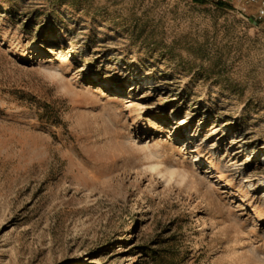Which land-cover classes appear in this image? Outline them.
Masks as SVG:
<instances>
[{
    "label": "rangeland",
    "instance_id": "374dc122",
    "mask_svg": "<svg viewBox=\"0 0 264 264\" xmlns=\"http://www.w3.org/2000/svg\"><path fill=\"white\" fill-rule=\"evenodd\" d=\"M0 264H264V25L0 0Z\"/></svg>",
    "mask_w": 264,
    "mask_h": 264
},
{
    "label": "built area",
    "instance_id": "2783aa9c",
    "mask_svg": "<svg viewBox=\"0 0 264 264\" xmlns=\"http://www.w3.org/2000/svg\"><path fill=\"white\" fill-rule=\"evenodd\" d=\"M223 1L234 8L237 7L239 13L255 23L264 25V0H214Z\"/></svg>",
    "mask_w": 264,
    "mask_h": 264
},
{
    "label": "bare ground",
    "instance_id": "6f19581e",
    "mask_svg": "<svg viewBox=\"0 0 264 264\" xmlns=\"http://www.w3.org/2000/svg\"><path fill=\"white\" fill-rule=\"evenodd\" d=\"M146 150L148 151L146 154L147 158H153V157L159 156L157 150L154 151L151 147H146ZM159 164H161L159 161L154 162V164H151V168L156 169L157 166H159ZM158 172L162 173L163 176H169V177H172L176 173V171H174L173 169H166L165 171L162 169H159ZM185 175H187V174H184V176ZM188 176L190 178V176H193V175H188Z\"/></svg>",
    "mask_w": 264,
    "mask_h": 264
},
{
    "label": "trees",
    "instance_id": "16d2710c",
    "mask_svg": "<svg viewBox=\"0 0 264 264\" xmlns=\"http://www.w3.org/2000/svg\"><path fill=\"white\" fill-rule=\"evenodd\" d=\"M194 1L199 2V3H205V2H207L208 0H194ZM215 3H216V6H217V7H220V8L231 7V5H229V4H227V3L223 2V1H217V2H215Z\"/></svg>",
    "mask_w": 264,
    "mask_h": 264
}]
</instances>
